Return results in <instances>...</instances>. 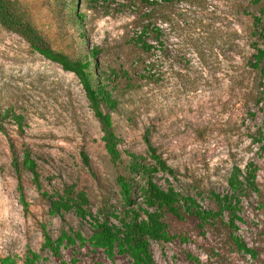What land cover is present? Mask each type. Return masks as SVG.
I'll use <instances>...</instances> for the list:
<instances>
[{"label": "rangeland", "instance_id": "1", "mask_svg": "<svg viewBox=\"0 0 264 264\" xmlns=\"http://www.w3.org/2000/svg\"><path fill=\"white\" fill-rule=\"evenodd\" d=\"M12 2L53 49L76 59L96 48L98 70L93 63L90 69L118 100L112 118L123 155L119 163L111 160L75 73L0 24V112L24 118V132L12 116L0 119V259L11 255L24 264L34 252L40 256L35 264H131L128 255L109 259L88 241H64L55 256L44 245L45 234L58 239L64 231L78 232L88 239L93 217L82 218L74 210L52 214L43 192L58 198L71 186L85 191L92 215L120 226L114 215L125 216L126 207L117 177L130 175L124 150L148 155V137L177 172L176 177L158 172L155 181L194 197L205 209H218L214 196L230 191L235 166L243 179L255 169L257 187L243 193L236 231L227 212L203 227L193 215L163 213L174 238L151 240L156 262L264 264V104L259 102L264 76L250 64L257 47L264 48V0L164 3L151 17L162 28V43L150 37L155 46L149 52L135 42L151 9L144 0ZM78 12L84 14L81 20ZM147 65L156 80L142 78ZM12 142L20 157L29 148L38 163L41 189L30 171H22L28 208L20 200ZM136 198L146 207L139 192ZM233 232L257 256L239 251Z\"/></svg>", "mask_w": 264, "mask_h": 264}, {"label": "trees", "instance_id": "2", "mask_svg": "<svg viewBox=\"0 0 264 264\" xmlns=\"http://www.w3.org/2000/svg\"><path fill=\"white\" fill-rule=\"evenodd\" d=\"M144 2L151 9L143 16L147 19V23L142 26L140 32L136 35L135 42L143 50L149 52L155 46L154 43L149 41L150 37L153 41L162 43V28L159 25H155L151 19L154 10L164 3L169 6H175V0H144ZM76 15L80 20L84 16L81 12L76 13ZM164 19L162 17V20ZM0 24L21 35L33 50L60 64L65 70L75 73L83 86L94 115L100 122L103 133L102 140L106 151L114 163L121 162L123 154L120 145L122 139L114 129L112 118V113L117 110L118 100L114 97L109 86L106 85L105 80L100 79V76L94 78L90 69L93 63L95 65L93 67L94 70H98L96 59L98 51L96 48L85 53L83 57L76 59L53 49L40 31L16 11L12 0H0ZM82 34L84 35V33ZM256 50L257 52L253 55L254 61L250 64L253 69L264 76V48L257 47ZM147 66L149 69L146 68L142 78L149 81L156 80L154 73L150 69L152 65ZM259 102L264 104V88L261 91ZM6 116H12L15 124L24 132V118L22 115H16L15 113L10 115L7 111L4 113L0 112V119ZM145 138L148 145V155L139 154L130 149L124 150L129 158L127 169L130 175L120 174L117 177L120 195L126 207L125 216L114 215V217L118 218L120 226L112 223L109 219L100 220L94 217L87 209L89 199L85 191L76 192L71 186L58 198L43 192V195H46L50 202V212L52 214L60 213L63 210H74L82 218L93 217V232L88 239L78 232L72 235L64 231L58 239H53L50 234H45L44 245L55 256L59 257L61 255L64 241L68 244H75L77 241L84 244L88 241L93 248L101 250L109 259H114L118 255H128L131 258V264H158L151 250V240L170 241L174 238L169 234L168 225L163 219V213L165 212H169L178 218H182L185 213L193 215L198 219L201 227L209 222L216 221L218 218H223L224 213L227 212L229 214L228 223L230 227L235 231L238 229L236 220L241 219L239 212L243 193L247 188H257L255 185V169H250L243 179L242 169L239 166L233 167L228 178L230 191L223 195L215 194L214 197L217 201L218 209H205L194 197L182 195L172 185H168L165 188L155 181L154 176L158 172H163L173 177L177 176V172L168 164L157 148L152 145L151 140L148 137ZM10 149L12 152V165L18 180L20 200L28 208L22 181V171H30L37 188L41 189L42 184L39 179L38 163L29 148L23 150L21 157L17 153L13 142L10 145ZM82 156L85 163L89 165V159L85 152L82 153ZM138 178L143 179L142 185L138 186ZM138 192L146 207L137 205L136 195ZM231 238L239 251L247 252L254 257L257 256L256 251L248 247L239 235L233 232ZM39 257L38 253L29 252L24 259V264H35ZM0 264L20 263L13 256L7 255L0 259Z\"/></svg>", "mask_w": 264, "mask_h": 264}]
</instances>
